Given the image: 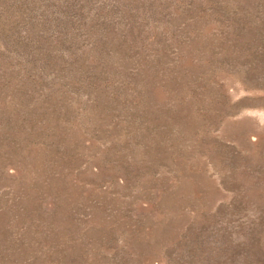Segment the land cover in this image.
Listing matches in <instances>:
<instances>
[{"label": "rangeland", "instance_id": "374dc122", "mask_svg": "<svg viewBox=\"0 0 264 264\" xmlns=\"http://www.w3.org/2000/svg\"><path fill=\"white\" fill-rule=\"evenodd\" d=\"M0 264H264V0H0Z\"/></svg>", "mask_w": 264, "mask_h": 264}]
</instances>
